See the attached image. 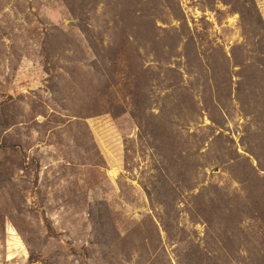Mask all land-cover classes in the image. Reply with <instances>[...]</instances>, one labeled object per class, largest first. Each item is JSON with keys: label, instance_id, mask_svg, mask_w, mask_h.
Instances as JSON below:
<instances>
[{"label": "rangeland", "instance_id": "obj_1", "mask_svg": "<svg viewBox=\"0 0 264 264\" xmlns=\"http://www.w3.org/2000/svg\"><path fill=\"white\" fill-rule=\"evenodd\" d=\"M239 3L0 0V264H264V0Z\"/></svg>", "mask_w": 264, "mask_h": 264}, {"label": "trees", "instance_id": "obj_2", "mask_svg": "<svg viewBox=\"0 0 264 264\" xmlns=\"http://www.w3.org/2000/svg\"><path fill=\"white\" fill-rule=\"evenodd\" d=\"M225 2H227L230 5H233L234 7H236V11H238L239 15H240V20H242L245 16H247L250 13V10H246V8H241L242 5L241 3H239V0H224ZM247 21V20H246ZM257 26V25H255ZM254 25L251 22H246L245 25L242 24V28L244 29L245 35H249L246 37H254V34L251 33V30L253 29Z\"/></svg>", "mask_w": 264, "mask_h": 264}]
</instances>
